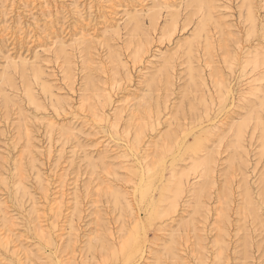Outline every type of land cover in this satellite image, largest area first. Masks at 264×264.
I'll return each mask as SVG.
<instances>
[{
  "label": "rangeland",
  "instance_id": "374dc122",
  "mask_svg": "<svg viewBox=\"0 0 264 264\" xmlns=\"http://www.w3.org/2000/svg\"><path fill=\"white\" fill-rule=\"evenodd\" d=\"M0 264H264V0H0Z\"/></svg>",
  "mask_w": 264,
  "mask_h": 264
}]
</instances>
